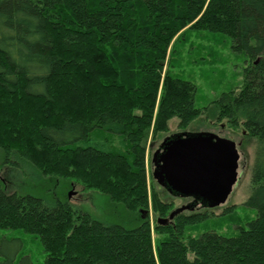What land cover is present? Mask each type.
<instances>
[{
    "label": "trees",
    "instance_id": "1",
    "mask_svg": "<svg viewBox=\"0 0 264 264\" xmlns=\"http://www.w3.org/2000/svg\"><path fill=\"white\" fill-rule=\"evenodd\" d=\"M194 31L229 36L249 62L238 88L204 108L195 82L174 73L175 44ZM211 110L257 143L247 200L257 217L233 236L189 234L209 215L148 190L150 135L174 118L182 130L170 135L186 132ZM0 151L132 212L118 218L127 227L0 186V227L33 234L46 253L20 264H264V0H0ZM150 203L172 215L156 221V242Z\"/></svg>",
    "mask_w": 264,
    "mask_h": 264
},
{
    "label": "rangeland",
    "instance_id": "2",
    "mask_svg": "<svg viewBox=\"0 0 264 264\" xmlns=\"http://www.w3.org/2000/svg\"><path fill=\"white\" fill-rule=\"evenodd\" d=\"M175 48L177 52L174 55V73L195 82L198 88L195 98L197 107L204 108L222 92L233 88L237 89L242 83V71L249 62L241 53L233 51L232 40L229 36L222 33L194 31L183 37L182 40H178ZM212 113V110L205 112L200 118L195 119L186 131L191 133L208 131L233 140L237 144L238 181L222 205L208 210L201 208L197 210L205 215L208 214L209 217L197 224V228L189 230V234L198 236L209 229H213L220 234L233 236L240 231V227H248V222L257 217V208L252 207L247 202L253 191L250 178L253 153L257 143L246 132H242L241 129H233L227 121L218 120ZM178 122V119L174 118L169 123V131L159 132L157 137L150 135L145 153L147 183L150 200L154 189L159 194L160 199L174 205V210L182 208L185 213L190 214L193 211L185 208L190 199L167 192L153 179L151 171L152 158L159 144L171 133L182 130ZM51 180L50 176L43 177L33 165L19 167L6 163L0 151V186L8 193L34 194L48 199L50 202L57 200V198H65L74 208L101 220L119 222L127 227L131 226L125 222L126 219H118L125 218L127 213L132 214V212L127 211V207L122 202L115 201L114 203L107 194L93 186L78 184L72 179H59L56 182ZM225 211L226 213H224ZM147 216L151 220L153 240L155 241L157 236L154 229L156 221L162 217L167 219L170 217L155 214L152 203H150ZM24 257L30 258L35 263L45 262L46 253L40 238L19 229L0 227V264H20Z\"/></svg>",
    "mask_w": 264,
    "mask_h": 264
},
{
    "label": "water",
    "instance_id": "3",
    "mask_svg": "<svg viewBox=\"0 0 264 264\" xmlns=\"http://www.w3.org/2000/svg\"><path fill=\"white\" fill-rule=\"evenodd\" d=\"M237 154V144L218 133L186 131L162 143L153 155L151 171L170 194L197 198L199 209L216 208L228 199L238 181Z\"/></svg>",
    "mask_w": 264,
    "mask_h": 264
},
{
    "label": "flooded vegetation",
    "instance_id": "4",
    "mask_svg": "<svg viewBox=\"0 0 264 264\" xmlns=\"http://www.w3.org/2000/svg\"><path fill=\"white\" fill-rule=\"evenodd\" d=\"M170 136H168V137H166L163 141H162V143L166 140V139H168ZM162 143H160L159 144V146L157 147V151H159V148H160V145H162ZM156 151V152H157ZM156 152H154V153H156ZM160 186H162V185H160ZM162 187H164L166 190H167V188L165 187V186H162ZM167 192H168V190H167ZM185 197H187V198H189L190 199V201L187 203V205H185V206H187L186 208H188V209H194L193 207H196V204L198 203V199L197 198H195V197H192V196H184V198ZM198 205V204H197ZM199 209V208H198ZM201 209H205V210H208V209H211V208H201Z\"/></svg>",
    "mask_w": 264,
    "mask_h": 264
}]
</instances>
